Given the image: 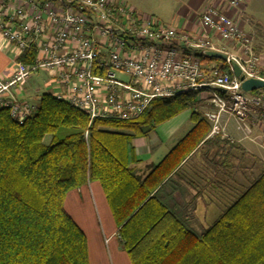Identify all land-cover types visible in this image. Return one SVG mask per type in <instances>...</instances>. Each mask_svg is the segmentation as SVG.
Here are the masks:
<instances>
[{
	"label": "trees",
	"instance_id": "trees-1",
	"mask_svg": "<svg viewBox=\"0 0 264 264\" xmlns=\"http://www.w3.org/2000/svg\"><path fill=\"white\" fill-rule=\"evenodd\" d=\"M199 102L198 91L182 92L155 98L135 119L90 120L45 92L21 124L0 108V264H89L87 237L64 206L68 192L89 181L100 182L132 264H264V172L201 232L158 193L211 130ZM187 108L192 129L140 178L130 166L134 138Z\"/></svg>",
	"mask_w": 264,
	"mask_h": 264
},
{
	"label": "built area",
	"instance_id": "built-area-1",
	"mask_svg": "<svg viewBox=\"0 0 264 264\" xmlns=\"http://www.w3.org/2000/svg\"><path fill=\"white\" fill-rule=\"evenodd\" d=\"M246 1L229 4L240 7ZM200 22L203 32L196 36L138 13L123 0H0L2 37L15 46L19 58L34 54L28 62L17 59L10 79L0 77V108L23 123L37 104L18 95L33 72L46 68L61 86L53 94L87 112L90 120L135 119L155 98L198 91L207 93L213 106L204 112L211 135L229 137L221 122V114L227 113L249 136L251 117L264 123V86L244 90L242 82H264V55L254 51L252 35L216 1L207 4ZM211 33L236 49L215 46ZM207 50L226 58L207 69L196 53ZM252 139L264 148L262 134Z\"/></svg>",
	"mask_w": 264,
	"mask_h": 264
},
{
	"label": "crops",
	"instance_id": "crops-1",
	"mask_svg": "<svg viewBox=\"0 0 264 264\" xmlns=\"http://www.w3.org/2000/svg\"><path fill=\"white\" fill-rule=\"evenodd\" d=\"M123 1L138 12L142 10L138 0ZM214 1L235 19L244 32L252 35L254 51L264 55V0H247L240 7L231 6L229 0H175L174 4L170 2L175 5L169 17L171 21L162 22L201 36L200 14L207 4ZM153 11L158 16L163 15L160 8ZM209 35L215 46L229 51L236 49L217 34ZM187 51L195 53L197 50L188 48ZM18 58L15 46L0 32L1 78L10 79ZM215 63L203 62L207 69ZM53 83L58 90L61 89L55 80ZM48 92L53 94L55 91ZM18 97L25 99L20 94ZM199 98L196 109L203 115L206 110L213 109L207 93L199 92ZM192 112L193 109L187 108L157 125L149 135L134 138L136 160L130 166L140 178L146 177L192 129L195 124ZM248 121L253 130L249 136L238 128L234 116L222 113L221 122L229 137L208 133L159 189L158 193L169 209L197 232L210 226L228 204L264 172V148L252 139L257 134L264 136V123L257 122L254 116ZM64 206L87 237L89 264H132L99 181H89L69 191Z\"/></svg>",
	"mask_w": 264,
	"mask_h": 264
},
{
	"label": "rangeland",
	"instance_id": "rangeland-1",
	"mask_svg": "<svg viewBox=\"0 0 264 264\" xmlns=\"http://www.w3.org/2000/svg\"><path fill=\"white\" fill-rule=\"evenodd\" d=\"M139 3L142 6V10H139V12H143V15H151L154 13V16L159 22L164 21H171L169 17L173 14V7H175L174 4L175 0H138ZM166 1V2H165ZM165 2V3H164ZM172 2V4L170 3ZM160 8V10L163 12V15L158 16L153 9ZM138 12V11H137ZM138 12V13H139ZM169 19V20H168ZM165 23V22H164ZM264 27V26H263ZM53 74V71L41 68L38 71H35L31 74V76L27 79V83L25 86L21 88L20 95L21 97L27 99L28 101L32 103L38 102V99L40 96L48 91H58V87H56L53 83V80H55V77L51 76ZM210 134V131H209ZM51 136H46V140L48 141Z\"/></svg>",
	"mask_w": 264,
	"mask_h": 264
},
{
	"label": "water",
	"instance_id": "water-1",
	"mask_svg": "<svg viewBox=\"0 0 264 264\" xmlns=\"http://www.w3.org/2000/svg\"><path fill=\"white\" fill-rule=\"evenodd\" d=\"M205 53L210 55V56L217 57V58H220L223 60L226 58L224 53H221L218 51L207 50V51H205ZM233 72L236 76H239L240 75V68L237 65H234L233 66ZM241 79H243V77H241ZM263 86H264V82L259 80V79H256V78L244 79L242 82V88L244 90H254V89H257V88H260ZM218 90L221 92H224L223 89L219 88Z\"/></svg>",
	"mask_w": 264,
	"mask_h": 264
}]
</instances>
